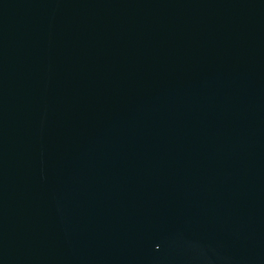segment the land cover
<instances>
[{"label": "water", "instance_id": "95a60500", "mask_svg": "<svg viewBox=\"0 0 264 264\" xmlns=\"http://www.w3.org/2000/svg\"><path fill=\"white\" fill-rule=\"evenodd\" d=\"M0 264H264V0H0Z\"/></svg>", "mask_w": 264, "mask_h": 264}]
</instances>
